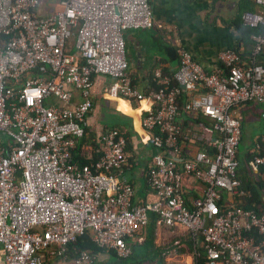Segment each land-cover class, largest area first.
I'll return each mask as SVG.
<instances>
[{"label": "built area", "instance_id": "obj_1", "mask_svg": "<svg viewBox=\"0 0 264 264\" xmlns=\"http://www.w3.org/2000/svg\"><path fill=\"white\" fill-rule=\"evenodd\" d=\"M253 1L264 9V0ZM38 7V0H0L2 264H45L44 257L65 255L86 230L99 248L128 258L126 240L146 228L150 214L200 238L198 264H264V214L236 204L245 192L237 176L241 124L232 111L264 102V64L245 65L238 51L226 49L218 54L222 71L207 72L178 50L171 78L153 71L157 88L143 93L127 74L123 35L153 27L148 0H63L48 18L37 16ZM240 19L257 30L252 56L263 54L264 14L246 10ZM96 77L110 80L108 98L150 102L140 125L155 150L147 181L156 203H132L133 188L119 176L127 155L117 129L99 136L95 161L78 166L71 159ZM181 94L182 112L207 120L200 131L182 133ZM182 137L202 148L184 156ZM250 154L264 182V135ZM183 176L205 185L193 208L182 196ZM223 196L230 206L221 207ZM71 264L95 260L83 250Z\"/></svg>", "mask_w": 264, "mask_h": 264}, {"label": "crops", "instance_id": "obj_2", "mask_svg": "<svg viewBox=\"0 0 264 264\" xmlns=\"http://www.w3.org/2000/svg\"><path fill=\"white\" fill-rule=\"evenodd\" d=\"M38 1L37 16L48 18L59 9L58 5L63 0ZM148 4L152 13L153 27L147 31L126 32L123 35L127 74L131 84L141 92L153 90L149 82L153 71H163L166 76L172 75L175 71L177 60L169 59L167 49H173L176 57L178 50L187 51L207 72L222 71L218 54L226 49L238 51L245 65L264 64V53L253 57L254 42L240 31L243 26L240 19L243 11L264 14V9L257 7L253 0H148ZM110 83L105 77H96L92 81V109L84 122V136L80 140L84 143L78 147L77 156L83 162L97 157L99 136L110 129H117L125 139L127 155L126 165L119 176L133 188L132 203L134 205L156 203L158 198L147 181V173L155 150L151 136L140 125L142 114L149 107L150 102L143 100L135 103L119 98H108L104 90ZM74 98L75 101L78 99L77 94ZM186 99V94H181L178 99L181 110L178 122L184 134L192 129L200 131L199 124L207 122L200 115L190 116L182 112ZM232 111L240 120V143L245 141L244 149L238 152L240 163L238 171L242 170L244 174L237 172V176L240 186L242 180L249 188L236 204L240 206L250 201V206L253 207L256 204L252 200L254 197L264 206V182L260 178L259 169L250 165L251 160L246 161L247 157H252L250 152L255 143L264 135V123L261 119L264 102L237 105ZM179 144L184 156L192 155L202 148L200 143L191 144L184 137L180 138ZM180 160L181 158H178V161ZM204 190L205 185L200 181L183 176L182 196L189 208H193L194 202L203 200ZM222 201V208L231 205L230 200L224 196ZM151 215L155 216L151 224L155 226L153 246L151 245L147 256H142L145 260L143 264H197L196 262L203 258L202 244L198 236H194L184 228L168 227L154 214L149 215L147 226L150 225V220L152 221ZM147 231L146 227L126 240L131 252L134 248L137 253L143 252ZM162 233L168 237L172 236L170 239L173 243L160 246L161 240L157 239ZM182 239L187 240L186 253H181L177 257L170 255L168 250L176 249ZM93 257L95 264H116L111 258V251L105 249H101ZM73 259L67 257V252L63 256L44 257L45 264H71ZM174 259L176 261L171 263Z\"/></svg>", "mask_w": 264, "mask_h": 264}, {"label": "trees", "instance_id": "obj_3", "mask_svg": "<svg viewBox=\"0 0 264 264\" xmlns=\"http://www.w3.org/2000/svg\"><path fill=\"white\" fill-rule=\"evenodd\" d=\"M240 31L245 37H250V35L255 33L257 30L245 28L244 26H242ZM260 31H263V28H260ZM4 39L5 38L3 36H0V42L3 41ZM167 54H168L170 60H177V57L175 55V51L173 49H167ZM160 73L164 77L171 78V75L170 76H166V74L163 71H160ZM149 82L152 85L153 90H156L157 85L153 82L152 77L149 80ZM173 85H175V84L173 83ZM200 117H202V116H200ZM80 140L77 142V144L75 145V147L73 148V150L71 152V159L78 166H81V165H84V164H89V163L95 161L97 159V157H98L97 156L95 158H92L91 160L84 161V162L81 159H79L78 156H77L78 147H80L84 143L83 141H80ZM250 160H251V157H247L246 158V161H250ZM239 173L244 174V173H242V170H239L238 174ZM241 187H242L241 189H243V191L245 193H246V190L248 191V189H249L248 186L246 184H244L242 180H241ZM252 200L256 202V204H254L253 207L250 206V201H247L243 205H240V206L238 205V206L241 207L242 209L253 210L257 214H264L263 203L260 202L259 199L254 198V197L252 198ZM154 217L155 216H152V218H151L152 221L150 220V222H151L150 225L146 226L148 231H147L146 239H145V241L143 243V248H144L143 252L145 254H141L143 252L137 253V250L134 248L128 258H119L113 251H111V258L114 260V262L116 264H143L145 262V260L142 258V256H147L146 254H148L149 251L151 250L150 247L153 246L152 245L153 244V239H154L153 238V232H154L155 226H151V224L154 221ZM83 250L88 251L92 255L97 254V253H99L101 251V248H99L94 243V241L92 239V236H91V234H90V232L88 230L84 231L81 236H78L75 239L74 242H72V243H70L68 245L67 257L69 259H73V258H75L77 256V254L80 251H83ZM201 261H202V258L199 259V261L196 262V263L198 264Z\"/></svg>", "mask_w": 264, "mask_h": 264}, {"label": "rangeland", "instance_id": "obj_4", "mask_svg": "<svg viewBox=\"0 0 264 264\" xmlns=\"http://www.w3.org/2000/svg\"><path fill=\"white\" fill-rule=\"evenodd\" d=\"M0 136H1V134H0ZM6 141H8V139L6 140ZM244 145H245V141L243 142V143H240V145H239V147H240V149H239V152H240V150H243L244 149ZM239 159V158H238ZM172 236H166V235H163V233L158 237V239L157 240H161L160 242H159V244H160V246H167L168 244H172L173 243V241L170 239ZM181 246H182V248H181ZM188 244H187V240L186 239H182V241H181V243L179 244V245H177V248L176 249H169L168 250V252H169V254L170 255H173V256H180L181 255V253L183 254V253H186V251L188 250ZM187 249V250H186ZM165 251H167V250H165ZM188 253V252H187ZM176 260L174 259V260H172L171 261V263H174Z\"/></svg>", "mask_w": 264, "mask_h": 264}]
</instances>
